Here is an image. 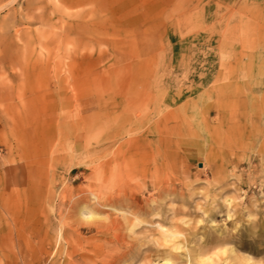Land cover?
<instances>
[{"label":"rangeland","instance_id":"1","mask_svg":"<svg viewBox=\"0 0 264 264\" xmlns=\"http://www.w3.org/2000/svg\"><path fill=\"white\" fill-rule=\"evenodd\" d=\"M264 264V0H0V264Z\"/></svg>","mask_w":264,"mask_h":264},{"label":"bare ground","instance_id":"2","mask_svg":"<svg viewBox=\"0 0 264 264\" xmlns=\"http://www.w3.org/2000/svg\"><path fill=\"white\" fill-rule=\"evenodd\" d=\"M167 262V264L169 263V261H166Z\"/></svg>","mask_w":264,"mask_h":264}]
</instances>
